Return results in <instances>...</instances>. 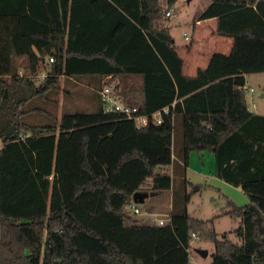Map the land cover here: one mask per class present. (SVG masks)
<instances>
[{
	"label": "trees",
	"instance_id": "16d2710c",
	"mask_svg": "<svg viewBox=\"0 0 264 264\" xmlns=\"http://www.w3.org/2000/svg\"><path fill=\"white\" fill-rule=\"evenodd\" d=\"M165 14L160 0H0V264H192L193 234L214 242L211 264H264L258 199L226 197L238 243L191 218L185 190L169 224L133 221L135 193L172 191V172L186 189L194 152L232 186L264 184V115L245 89L264 73V0H210L196 21L233 46L193 76ZM107 86L148 123L105 112Z\"/></svg>",
	"mask_w": 264,
	"mask_h": 264
},
{
	"label": "rangeland",
	"instance_id": "374dc122",
	"mask_svg": "<svg viewBox=\"0 0 264 264\" xmlns=\"http://www.w3.org/2000/svg\"><path fill=\"white\" fill-rule=\"evenodd\" d=\"M164 11H168L166 0H160ZM210 3V0H179L175 5L172 17H166L164 26L168 28L174 39L175 46L179 49L183 58L189 62L190 60L199 59L198 53L205 46L202 42L195 40H185L184 35L189 37L194 34L193 26L196 16L202 12ZM185 33V34H184ZM191 39V38H190ZM191 50V51H189ZM206 51V50H205ZM226 52V51H222ZM202 64L205 60L202 61ZM25 59L20 60L23 65ZM186 74H190V67L187 65ZM200 68H205L201 66ZM24 70H21L23 72ZM250 88L254 92L247 93V103L249 110L254 113L264 115V73L252 74L248 78ZM246 91L249 90L246 86ZM1 146V144H0ZM206 154L204 164L199 160V154L191 155L190 164L186 170L189 185L184 189L180 173L172 172L174 185L172 191L165 192L160 195L151 196L147 201L140 204V215H133V221L150 225H158L160 219H167L171 214V207L174 200L177 204L183 198L184 190L190 196L187 204L188 215L197 220L210 221L214 220V228L219 239H223L226 235L231 241L238 243L235 231L240 227V219H235L227 215H223L229 210L227 198L231 199L237 206L247 205L251 199L255 198L262 201L264 205V186H256L246 193L244 187H235L229 183L220 180L212 175V169H215V161L212 154ZM211 159V160H210ZM205 174L207 177H204ZM130 211V210H129ZM131 212V211H130ZM134 214V213H132ZM192 235L190 251V261L192 264H210L213 260L212 254L215 251V244L212 241L198 238ZM201 251L207 252V256L201 254ZM75 253L70 264H77V255ZM93 264H106V262L96 254L90 255Z\"/></svg>",
	"mask_w": 264,
	"mask_h": 264
},
{
	"label": "crops",
	"instance_id": "0c3cea01",
	"mask_svg": "<svg viewBox=\"0 0 264 264\" xmlns=\"http://www.w3.org/2000/svg\"><path fill=\"white\" fill-rule=\"evenodd\" d=\"M215 25H216V20L215 19H210V20H205V21H196V18H195L194 26H193L194 34H192V36H190V38H191L190 40L191 41L195 40L194 39V35H195L196 39H197L195 41L202 42L203 46H205V47H204V49L201 52L198 53L199 59L190 60L189 62H187L183 58L185 60V69H184L185 74H186V69L188 67L187 65H189V67H190V74H187V75L193 76V75H195L197 73V70L201 66H203L205 68L207 67V65L209 63V60H210V58H211V56L213 54H215V53L229 54L231 52L232 46H233L232 40L212 35V32L215 29ZM178 51H179V49H178ZM189 51H191V50H189ZM222 51H226V52H222ZM179 53H180V51H179ZM200 59H202V61L205 60L203 62V64H202ZM248 78H249V76H247V78H246V86L248 87V89H253V88H250V86H249ZM116 83H117V80H115L113 82V84H115V85H116ZM248 92H250V91L247 90V93ZM261 97L264 98V94H262ZM194 153H192V154H194ZM206 154H208V153L199 154V160L202 161V164H204L203 161H205ZM190 159H191V156H190ZM206 159H208V157ZM214 161H215V158H214ZM215 169H216V162H215ZM215 169L211 170L212 171V175H214V176H215ZM203 176L207 177L205 174H203ZM258 186H264V184L263 185H258ZM255 187L256 186H247V187H244V189L246 191H249L251 188H255ZM253 199H255V198H253Z\"/></svg>",
	"mask_w": 264,
	"mask_h": 264
},
{
	"label": "built area",
	"instance_id": "2783aa9c",
	"mask_svg": "<svg viewBox=\"0 0 264 264\" xmlns=\"http://www.w3.org/2000/svg\"><path fill=\"white\" fill-rule=\"evenodd\" d=\"M173 12H174V9L170 8L168 11H166V14H165L166 17H172ZM184 37L187 41L190 40V37L187 34H185ZM50 61L53 62V59H51ZM249 91L254 92L253 89H249ZM100 95L104 103L105 112L122 114L127 119L136 120L138 126H142L148 123L149 117L148 116H137L138 109L136 107H130L126 105L122 96L117 95L113 87H110V86L105 87L102 91H100ZM163 112L168 113V109H164ZM153 117L158 123H161L162 112H158L154 114ZM130 209L133 211L135 215L141 214V211L139 207L136 205V203L132 205ZM170 222H171V216L169 215L167 219H160L158 221V225L164 226V225L169 224ZM193 237L196 238V235L193 234Z\"/></svg>",
	"mask_w": 264,
	"mask_h": 264
},
{
	"label": "water",
	"instance_id": "95a60500",
	"mask_svg": "<svg viewBox=\"0 0 264 264\" xmlns=\"http://www.w3.org/2000/svg\"><path fill=\"white\" fill-rule=\"evenodd\" d=\"M205 119H207V117H205ZM153 195L154 193L137 192L133 196V201L136 204H141L146 198H148L149 196H153ZM201 254L204 256H207V252L201 251Z\"/></svg>",
	"mask_w": 264,
	"mask_h": 264
}]
</instances>
